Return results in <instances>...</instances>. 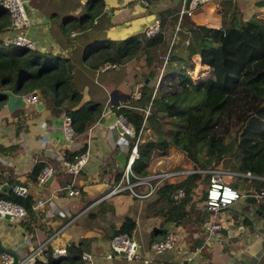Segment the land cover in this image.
Here are the masks:
<instances>
[{
  "label": "crops",
  "instance_id": "1",
  "mask_svg": "<svg viewBox=\"0 0 264 264\" xmlns=\"http://www.w3.org/2000/svg\"><path fill=\"white\" fill-rule=\"evenodd\" d=\"M24 1L29 25L22 31L12 27L0 34V40L24 34L33 42L32 50L68 58L81 102H97L102 105V111L97 122L82 135L66 138L62 129L63 109L52 110L53 103L47 97L43 102L34 91L38 101L28 104L24 99L29 93L20 95L8 90L21 97L10 109L6 107L7 98L0 99V188L23 185L32 203L37 199L45 201L35 211L25 212L22 219H0V245L13 252L17 262L28 256L43 260L42 252L47 248L54 254L73 244L79 246L81 254L89 256L88 263L82 261L83 264H144V260L145 264L185 261L188 264H218L214 260L223 264H264V198L257 196L255 190L253 193L252 189H247L248 194L213 218L222 229L208 243L203 244L202 237L204 223L210 217L195 208L190 219L181 226L166 227L165 236L171 235L174 244L171 249L159 253L149 247L151 241L159 240L151 239V231L159 221L144 214L145 207L156 194L142 200L134 199L126 192L108 195L117 183L115 179L126 159L125 151L118 143L124 136L111 106L125 104V100L135 94L141 78L136 76L124 81L117 73L110 72L108 77L101 76L98 83L96 74L102 71L92 70V74L85 66L83 55L94 42L125 39L142 33L162 14L164 19L177 16L181 5L184 3L185 6V0H103L101 14L93 20L90 31L83 35L73 31L64 34L61 23L70 16H83L84 3L77 0ZM250 2L257 5L258 0ZM263 16L258 18L264 19ZM163 35L165 38L164 30ZM104 79H109L105 85ZM112 91L115 94L109 97ZM38 105L41 107L37 108ZM83 147L85 164L72 176L64 170L63 163L68 162L70 154ZM120 153L124 154L123 160L119 158ZM37 163L50 171L40 186L29 177ZM231 184L236 185V181ZM67 186L75 188L78 194L68 197ZM124 218L134 223L129 236L138 246V260H123L109 250L110 237ZM2 259L0 253V264Z\"/></svg>",
  "mask_w": 264,
  "mask_h": 264
},
{
  "label": "trees",
  "instance_id": "2",
  "mask_svg": "<svg viewBox=\"0 0 264 264\" xmlns=\"http://www.w3.org/2000/svg\"><path fill=\"white\" fill-rule=\"evenodd\" d=\"M84 6L83 16H70L62 21L64 34L88 33L93 20L103 10V0H86ZM183 15H178V20ZM164 16H159V31L152 36L145 37L142 32L125 39L100 40L88 46L82 58L91 73L101 70L108 77L107 73L112 71L125 79L131 70L134 71L132 79L141 78L137 97L132 93L125 104L111 106L114 114L132 128L127 148L135 144L137 156L131 163L135 176L150 173L147 163L154 152L176 151L192 163L191 169L174 171L187 173L163 180L155 191L156 198L145 207L144 214L159 221L151 231V239L156 240L165 236L168 225L177 227L187 222L195 208L207 214L208 173L205 171L215 170L235 154L238 155V176L246 179L244 175L248 173L253 189L263 193L264 198V22L249 20L239 26L201 30L185 24L183 53L171 54V42L170 52L163 59L160 48L165 39ZM11 28L8 13L0 7V34ZM188 63H195L191 68L194 75L184 70L182 65ZM161 65L157 84L149 86L151 78L157 76L153 70L160 69ZM73 73L68 58L24 47H5L0 40V91L24 95L48 89L53 95L52 110L62 108L63 115L70 119L72 136H79L97 122L102 105L90 100L81 102ZM4 98L0 95V99ZM150 130L155 133V139L142 140L141 136ZM84 151L83 147L70 154L68 161ZM43 168L41 163L33 166L29 174L33 182ZM198 180L204 182L200 192L195 184ZM233 189L246 195L241 189ZM177 190L182 195L173 198ZM0 199L20 205L26 213L32 212L29 198L16 197L8 191ZM201 203L204 207L198 205ZM133 228V221L124 218L114 234L130 235ZM64 251L62 257L55 258L47 248L42 252L43 260L35 258L32 264H83L79 246L70 244Z\"/></svg>",
  "mask_w": 264,
  "mask_h": 264
},
{
  "label": "built area",
  "instance_id": "3",
  "mask_svg": "<svg viewBox=\"0 0 264 264\" xmlns=\"http://www.w3.org/2000/svg\"><path fill=\"white\" fill-rule=\"evenodd\" d=\"M80 3H85L86 0H77ZM208 0H190L187 8H184V3L181 5V8L178 12V15L183 14L189 15L191 11L198 5L207 2ZM0 7H2L9 16L10 23L13 28L19 29L20 31L25 30L29 25L27 13H26V4L24 0H0ZM159 31L158 21H154L148 27L145 28L143 34L145 37H150L156 32ZM3 46H17L24 47L28 49L33 48V42L27 38L24 34H16L9 36L2 40ZM135 97L138 96L137 90L134 94ZM25 102L28 104H36L37 97L34 93L29 94L25 99ZM116 124L121 128L123 136H131L132 128L131 126L122 118L117 117ZM63 134L66 138L72 137V129L70 126V119L67 116H63ZM120 137L118 143L122 146L126 154L125 162L122 166L119 180L108 192V195H114L121 192H126L130 197L134 199H147L152 197L155 194L157 187L163 180L174 179L179 174L187 172H161L157 174H150L142 177L135 176L131 171V163L134 158H136V148L135 144L128 149L127 148V139ZM86 157L83 154L75 156L72 161L64 162V170L71 174L72 176L76 175L85 164ZM208 173V185L205 192V208L210 217V220L204 223L203 226V244L208 243L220 229H222L221 224L213 220V218L219 214L226 207L231 205L233 202L239 200L243 196L238 194V192L231 188L229 185L224 184L221 181L219 172L216 170L205 171ZM50 175L48 168H43L36 176L35 184L37 186L42 185L47 177ZM246 178H251V176L246 173L244 175ZM10 193L16 197L28 198L29 193L25 186L13 184L9 187ZM78 194L77 190L71 186L66 187V195L68 197L76 196ZM182 195L180 190H177L173 194V198H178ZM263 193L257 192V196H262ZM45 203L44 200L37 199L30 206L32 211H35L39 206ZM7 215L11 220L22 219L25 215L24 209L13 202H10L5 199H0V219L3 216ZM174 241L171 235H167L163 238L162 241L151 242L150 250L159 253L173 247ZM137 244L131 239V237L124 233L114 234L110 237L109 240V250L112 254L121 257L123 260L131 261L138 260L139 256L137 254ZM65 254L64 250H58L53 257L60 258ZM2 263L7 264L10 260L8 256L2 255ZM34 257L28 256L17 262V264H32L34 262ZM80 259L83 262L89 261V256L86 254H81ZM145 264L146 261L144 260ZM179 264H188L187 261L181 262Z\"/></svg>",
  "mask_w": 264,
  "mask_h": 264
},
{
  "label": "rangeland",
  "instance_id": "4",
  "mask_svg": "<svg viewBox=\"0 0 264 264\" xmlns=\"http://www.w3.org/2000/svg\"><path fill=\"white\" fill-rule=\"evenodd\" d=\"M172 4H174V2H172ZM257 14H261L259 16L264 15V0L261 3L260 0H258L257 5L251 3L250 0H208L203 4H198L191 11V15L189 16L183 15L179 20L178 15L174 17L168 16V18L164 21L163 28V30L166 32V37L164 39V44L160 48V51L164 55L163 59H166L168 56L167 52H170L171 42H173L171 54L183 53L181 51V48L183 46L182 41L184 36L183 31L185 29V24L194 26L196 29L201 30V28H227L229 27V25L239 26L249 20H259L264 22V19L258 18L259 16H257ZM180 22L181 26L179 27L178 25ZM194 65L195 63H188L182 66L188 74L194 75L193 72L195 71L191 70ZM162 68L163 65H161L160 69L153 70L156 72L157 76L151 78L149 86L154 85L155 87L161 74ZM130 72L132 74L134 71L130 70ZM104 74L106 73L97 72L96 81L98 83L101 81V76H103ZM131 74L128 73V77L123 80L130 81V79H132ZM106 80L109 79H105L104 82ZM140 82L141 80H139V83ZM122 87L123 86H120L119 88L121 89ZM36 94H38L43 102H45V98L47 97L48 101L53 103V95L48 89L41 88L36 91ZM127 139L131 141L129 136H127ZM141 139L144 141L154 140L155 133H153L151 130L149 132H145L144 135L141 136ZM223 162L224 164H218L215 168V170L219 172L221 181L226 185H231L232 181H236L237 186L232 188L241 189L242 191H244V193L247 194V189H252L254 193V189L249 180L250 178L245 179L242 176H238L236 172L238 166V155L235 154L233 157L223 160ZM147 164V171L149 170L150 174H157L165 171L174 172L175 170H188L192 168V163L188 162L185 157H183V155L176 151L174 153L172 151H167L166 154H158L154 152L150 156ZM203 183V180L196 181L195 184L197 187V192H200V190H202ZM198 205L200 207H204V203ZM222 212L223 211H221V213ZM214 263L223 264V262L219 260H214Z\"/></svg>",
  "mask_w": 264,
  "mask_h": 264
},
{
  "label": "water",
  "instance_id": "5",
  "mask_svg": "<svg viewBox=\"0 0 264 264\" xmlns=\"http://www.w3.org/2000/svg\"><path fill=\"white\" fill-rule=\"evenodd\" d=\"M189 1L190 0H185V6H184L185 9L187 8ZM114 94H115V91H112L110 93L109 97H112V95H114ZM0 95H3L7 98L6 107L8 109H10L13 106L14 101H20L21 100V97H18V96L11 94L8 90L0 91ZM39 107H41V106L38 105L37 108H39ZM123 157H124V154L120 153L119 158H122V160H123ZM117 160H119V159L117 158ZM123 164H121V165L123 166ZM8 191H9V188L7 186H2V188H0V195H3L4 193H7ZM3 219L9 220V217L7 215H5V216H3ZM0 253L2 255L8 256L10 258V260L7 264H17V259H16V256L14 255V253L8 249L3 248L1 245H0Z\"/></svg>",
  "mask_w": 264,
  "mask_h": 264
}]
</instances>
